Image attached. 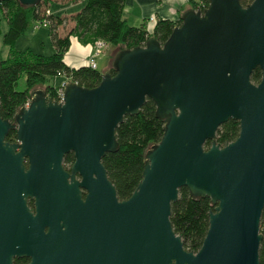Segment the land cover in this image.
Segmentation results:
<instances>
[{"label": "water", "instance_id": "1", "mask_svg": "<svg viewBox=\"0 0 264 264\" xmlns=\"http://www.w3.org/2000/svg\"><path fill=\"white\" fill-rule=\"evenodd\" d=\"M110 66L115 73L102 72L95 87L65 83L60 101L37 89L12 121L0 115V207L12 201L21 218L1 222L0 231L18 233L23 246L38 232L48 250L39 246L36 264L45 263V253L50 264H259L264 0H209L186 11L163 44L150 37L144 46L118 50ZM147 98L165 121L163 133L146 151L134 191L120 200L101 160L117 148L119 122ZM229 118L238 120L239 132L221 145L216 131ZM11 129L15 142L5 140ZM70 152L68 172L63 159ZM182 187L213 205L197 251L184 248L170 222Z\"/></svg>", "mask_w": 264, "mask_h": 264}, {"label": "trees", "instance_id": "2", "mask_svg": "<svg viewBox=\"0 0 264 264\" xmlns=\"http://www.w3.org/2000/svg\"><path fill=\"white\" fill-rule=\"evenodd\" d=\"M76 1V0H75ZM243 5L252 0H240ZM46 5L42 9V3ZM48 0H39L37 4L23 6L18 0H4L0 2V38L7 48L6 56L0 51V115L13 119L18 109L30 100V89L37 84H45L43 91L47 97L56 100L57 89L52 79L63 75L68 79L66 83H76L78 86L92 88L99 84L102 71L97 67L82 65L69 67L63 60L70 46V38L76 37L83 44H91L102 40L112 48L118 50L144 46L150 37H154L163 44L173 29L180 25L177 21L160 20L156 22L151 33L143 26H131L122 16L124 0H83L79 11L70 18L51 15L47 10ZM209 0L193 2L192 8H204ZM73 27L62 35L59 32L68 21ZM7 25L2 31V22ZM46 21L49 37L54 52L44 55L32 51L30 48L19 50L15 48L16 40L25 34L35 22ZM115 73L112 66L107 70ZM261 70L256 68L251 74L255 83L261 79ZM24 77V88L17 90L18 79ZM156 105L150 98L144 102L136 114H126L115 129L117 148L108 152L102 158L108 178L116 188L120 200L128 198L141 180L145 164L146 151L162 136L164 119L155 113ZM239 132L237 119L229 118L219 125L216 131V141L224 145L234 139ZM9 137L15 136L11 129ZM211 141L206 142L209 146ZM74 161L73 153H67L63 162L70 167ZM213 210L210 199L192 197L186 187L178 191V199L171 203L170 222L174 232L181 236L184 248L188 251L198 250L208 229L209 212ZM262 240L259 247V264H264V208L260 219Z\"/></svg>", "mask_w": 264, "mask_h": 264}, {"label": "crops", "instance_id": "3", "mask_svg": "<svg viewBox=\"0 0 264 264\" xmlns=\"http://www.w3.org/2000/svg\"><path fill=\"white\" fill-rule=\"evenodd\" d=\"M47 10L51 15L70 18L79 11L83 0H48ZM198 0H124L122 16L127 24L131 26H143L152 32L156 22L160 20L177 21L182 15L192 8L193 2ZM153 17L155 22H148ZM73 22L68 23L59 29L60 34L64 35L66 28L73 27ZM46 28L48 26H45ZM93 51L91 44L83 45L74 36L70 38V46L64 55V62L72 68L86 65V60ZM99 58V57H98ZM97 58V59H98ZM107 63L101 66L100 71L104 72L110 67V56ZM98 68V64H97ZM55 79V80H54ZM57 80V82H56ZM68 82V79L59 75L52 79L53 86L59 88L60 85Z\"/></svg>", "mask_w": 264, "mask_h": 264}, {"label": "flooded vegetation", "instance_id": "4", "mask_svg": "<svg viewBox=\"0 0 264 264\" xmlns=\"http://www.w3.org/2000/svg\"><path fill=\"white\" fill-rule=\"evenodd\" d=\"M12 120L13 119H11V121ZM14 130H15V136L9 137L8 135H6V137H5L6 141L15 142L17 140L16 129H14ZM25 165L28 166L27 161H25ZM70 167H65V169L68 172H70ZM76 178L78 180H80L79 175H76ZM81 190H82V195L84 198L86 195V191L84 189H81ZM12 197L14 200H16V198H17L16 195H13ZM24 200H25L26 207L29 209L32 216H36V207H35L34 197L28 196V197H25ZM5 202H7V201H5ZM8 202H9L8 204H10V205L12 204V201H8ZM8 204H5L6 207H0V223L1 222L3 223L4 221H11V219H13V221L16 223H21V218L16 217V209H12ZM2 208H4V209L8 208L9 214H11V215L14 214L15 217L11 218V216H9V214H7V216H5L6 214L4 213ZM16 208H17V206H16ZM59 223H62V222L60 221ZM62 229L64 230L65 228L62 227ZM48 231H49L48 226L43 227V234L44 235L48 234ZM32 236H33V238L30 239L28 244L23 246L22 242L19 241V240H21V237L18 233H15L14 235H12V234L6 235L2 231H0V264H31V263L36 264L39 246H40L41 250L44 249L43 252H46L48 250V243H46V244L44 242L38 243V240H37L38 232L33 234ZM44 244H45V246H44ZM28 247H30L31 255L27 251V250H29ZM45 254H46V257H45V263L44 264H50L48 253H45ZM47 260H49V262H47Z\"/></svg>", "mask_w": 264, "mask_h": 264}, {"label": "rangeland", "instance_id": "5", "mask_svg": "<svg viewBox=\"0 0 264 264\" xmlns=\"http://www.w3.org/2000/svg\"><path fill=\"white\" fill-rule=\"evenodd\" d=\"M44 5H46L45 2L42 3V6H41L42 9L45 7ZM1 29L3 32L6 31V29H7V25L4 21L2 22ZM68 29H69V27L66 28L65 33L68 31ZM14 46L16 49H19V50H24L26 48H30L32 51H34L36 53L44 54V55H50L54 52V49H53V46L51 44V40L49 37V28L48 27L46 28L44 25H39L37 28H35L34 26L30 27L25 32L24 35L20 36L16 40ZM0 51H1L2 57L6 56L7 48L5 46H3L1 38H0ZM117 52H118V49H116V48L114 49L107 44L105 46V49L103 50L102 54L97 59L98 69L100 70L101 66L108 62V60H109L108 56H110V60H111L110 64H111V62L113 61V58L115 57V54ZM56 82H57V80H56ZM23 88H24V77L21 76L18 79L16 89L22 90ZM37 89H45V84L35 85L33 88L30 89V92L37 90ZM56 89H58V88H56Z\"/></svg>", "mask_w": 264, "mask_h": 264}, {"label": "built area", "instance_id": "6", "mask_svg": "<svg viewBox=\"0 0 264 264\" xmlns=\"http://www.w3.org/2000/svg\"><path fill=\"white\" fill-rule=\"evenodd\" d=\"M148 22L154 23L155 22V19L153 17H151V18H149V21ZM47 24L48 23L46 21H44V22H35L33 24V26L35 28H37L39 25L47 26ZM106 45L107 44L104 41H102V40L96 41L95 44L93 45V51H92V53L90 54V56L86 60V65H88L91 68H96L97 67V58L102 54V52L105 49V46ZM64 86H65V83L62 84L57 89V99L56 100H58V101L62 100V96H63V92H64ZM28 102H26L25 105H27Z\"/></svg>", "mask_w": 264, "mask_h": 264}]
</instances>
